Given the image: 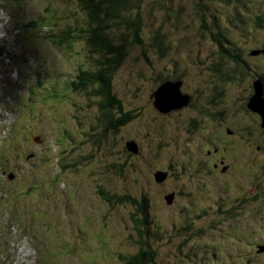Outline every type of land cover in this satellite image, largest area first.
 I'll list each match as a JSON object with an SVG mask.
<instances>
[{"label":"rangeland","instance_id":"obj_1","mask_svg":"<svg viewBox=\"0 0 264 264\" xmlns=\"http://www.w3.org/2000/svg\"><path fill=\"white\" fill-rule=\"evenodd\" d=\"M143 2V44H128V57L112 77V94L143 121L136 117L114 131L106 127L103 99L94 93L100 85L73 88L78 72L96 61L79 1L0 0V231L12 236L5 264H125L141 247L156 253L150 264H264V253H258L264 246V202L252 198L264 193L250 196L228 184L224 190L216 174L195 171L179 149L188 138L194 146L198 141L183 125L191 111L184 108L163 121L173 123L176 134L158 133L151 121L156 81L176 70L175 60L195 74L183 93L200 105L210 78L202 69L204 55L213 56L225 41L247 48L260 44L264 29L256 24L264 21V0H173L172 11L184 9L177 24L160 0L165 9ZM31 22L36 27L23 34ZM156 31L168 47L163 57L152 48ZM68 34L71 45L59 46ZM111 34L120 36V29L114 26ZM197 66L205 80L196 79ZM35 77L41 86L35 88L36 82L31 93L24 84ZM176 103L175 109L185 107ZM130 141L137 152L126 150ZM179 160L188 168L181 170ZM159 172L167 173L163 182L156 181ZM174 192L168 206L164 197ZM125 197L148 200L150 248L138 243L139 214L132 201H120Z\"/></svg>","mask_w":264,"mask_h":264},{"label":"flooded vegetation","instance_id":"obj_2","mask_svg":"<svg viewBox=\"0 0 264 264\" xmlns=\"http://www.w3.org/2000/svg\"><path fill=\"white\" fill-rule=\"evenodd\" d=\"M262 23L263 21H259L257 27L264 29ZM263 48L264 38L253 48H247L242 43L225 41L219 43V48L213 56L205 54L204 56L207 55L208 58L206 68L202 69L210 71V78L206 80L203 93L199 92L203 101L200 105H197L192 94L183 93L184 85L186 88L189 84L186 81L193 75L190 71L186 72L178 67V61L175 60L176 70L165 79L175 83L180 82L181 93L189 97V103L185 107L168 112H161L153 107L158 115L151 119L156 131L176 134L174 124H164L163 121L168 120L169 117L175 119L184 108L191 111L183 125L185 132L191 137L195 136L198 141L194 146L188 138L179 149L191 157L196 172H205L211 176L216 174V184L221 185L224 190L228 184L231 188H241L250 196H254L255 191L264 193V118L262 114L249 107L257 92L261 93L260 100L264 101V53L253 54L254 51H262ZM213 57L221 61L215 62ZM202 69L197 66L196 79L199 81L206 78ZM185 73L187 78L180 79ZM190 82L195 85L194 82ZM121 105L124 106V110L115 118L111 116L117 130H121L136 117L143 121L142 114L131 112L132 109L126 110L123 102ZM185 146H191L192 149ZM225 154H228L229 163H226ZM33 156L30 155L28 159ZM250 156H252L251 161H249ZM179 164L181 170L188 168V162L185 160H179ZM171 165V168L175 167L174 164ZM171 168L169 171H172ZM4 184L5 182L2 183ZM252 198L255 199L254 201L264 202V197L259 199L256 195Z\"/></svg>","mask_w":264,"mask_h":264},{"label":"trees","instance_id":"obj_3","mask_svg":"<svg viewBox=\"0 0 264 264\" xmlns=\"http://www.w3.org/2000/svg\"><path fill=\"white\" fill-rule=\"evenodd\" d=\"M81 6V9L85 12L87 16V27H88V43L90 46L91 54L94 56L96 61L94 62V66L88 67L87 69L80 70L77 75V82L73 83V88L77 91L85 90L87 87H92L93 85H100V87L96 88L94 92L98 97H101L103 101L99 104L100 111L102 113L103 121L106 120V127L108 129H113L114 131H118L113 123L111 116L115 118L118 114H120L124 110V106L121 105L122 101L112 94V77L116 74L117 70L120 68L123 62L128 57V44H143V39L141 37V32L144 28L146 17L143 16L144 0H78ZM150 5L153 8L156 7H165L163 5H159L158 0H148ZM173 0H160L163 4H165L166 10L168 13V19H173L176 24L183 16L184 9L179 8V11H172V9L168 6L169 3L173 4ZM143 7V9H142ZM201 9L200 7H197ZM259 21L263 20H258ZM264 25V21L262 23ZM117 26L120 29L121 35L111 34V29ZM22 27V26H21ZM36 27L35 23L31 22L28 25L22 27L23 34L29 35L30 28ZM17 32V31H15ZM19 34V31L17 32ZM71 37L70 35H65L63 38V42L59 44V46H67L71 45ZM121 42H118L117 40ZM152 48H157L159 56H165L168 47L165 46V36L156 31L152 37ZM172 59V58H170ZM147 60H149L147 58ZM161 61V58H158ZM177 68V65L175 64ZM194 76L195 74L191 72ZM169 77V76H168ZM167 77V78H168ZM187 73L181 76L180 79H186ZM30 82H34L32 79ZM158 87L155 88L153 94L158 90L161 83L167 82L165 76L162 77L161 73L159 74L158 80L156 81ZM29 84V82L25 83ZM18 91H20V86L16 83L14 84ZM35 88L37 85L35 84ZM30 92L33 93V87H30ZM116 94H119V91H116ZM153 107L156 108L153 104ZM157 109V108H156ZM158 110V109H157ZM173 110V109H172ZM171 111V110H170ZM112 121V123H111ZM112 124V126H111ZM158 133H162V131H157ZM11 137V135H10ZM16 139V138H15ZM132 142V141H130ZM127 143L125 148L128 152H130L127 148ZM135 143V142H134ZM136 144V143H135ZM9 143L7 142L6 148H8ZM137 145V144H136ZM138 146V145H137ZM139 150V147H138ZM172 165H170L171 168ZM173 169V168H171ZM176 197L177 194L173 193ZM110 200L111 198H107ZM132 201L131 204H134L137 207V212L139 217L137 220H134L135 231H137V240L140 245H146L149 247L147 239L149 237L148 229L150 228L151 222L149 221V204L146 198L134 199L131 200L128 197L125 199H120L121 202ZM164 200L167 203V198L164 197ZM174 203V201H173ZM167 204L168 206H172ZM7 229V228H6ZM9 230L5 232V230L0 231V264H5L11 257L6 256L2 257L3 253L8 250L9 244L11 243L9 238L12 237L9 235ZM145 247H141V250L130 257L125 264H150L155 263L156 253L148 249L144 250ZM150 248V247H149Z\"/></svg>","mask_w":264,"mask_h":264},{"label":"water","instance_id":"obj_4","mask_svg":"<svg viewBox=\"0 0 264 264\" xmlns=\"http://www.w3.org/2000/svg\"><path fill=\"white\" fill-rule=\"evenodd\" d=\"M260 52L264 53V48L262 51H254L253 54H258ZM181 83L180 82H167L160 86L158 90L152 94L151 98L153 99L154 106L161 112H168L172 109H175L177 100L183 101V106H186L188 101V96L181 93ZM174 104V105H172ZM182 105V104H181ZM180 106V105H179ZM249 107L262 114L264 118V101L260 100V93L257 92L255 97L251 100ZM264 123V122H263ZM137 145L134 142L127 143V148L130 152H137ZM159 175V176H158ZM12 176V175H11ZM167 178V173L159 172L156 174V181L163 182ZM167 198V204L171 205L175 199L174 194L169 195ZM258 253H264V246H258Z\"/></svg>","mask_w":264,"mask_h":264}]
</instances>
